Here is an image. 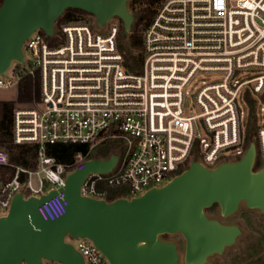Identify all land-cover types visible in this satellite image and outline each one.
I'll use <instances>...</instances> for the list:
<instances>
[{"label":"built area","instance_id":"obj_1","mask_svg":"<svg viewBox=\"0 0 264 264\" xmlns=\"http://www.w3.org/2000/svg\"><path fill=\"white\" fill-rule=\"evenodd\" d=\"M108 24L106 33L82 20L62 25L52 38L35 31L23 44L26 70L15 69L14 86L0 79V89H17L26 75L39 82L37 100L16 104L12 121L15 144L38 145L37 166L17 168L0 185L1 210L17 192L28 197L46 193L48 185L61 188L66 175L81 170L107 140L119 142L116 165L107 174L89 173L82 196L105 199L106 189L124 188L125 198L138 197L164 186L191 160L206 168L238 160L247 132L255 145L254 169L264 167V0H163L142 32L139 73L123 66L117 19ZM199 77L208 81L190 94ZM240 102L248 110L244 125ZM70 143L88 150L66 165L45 153L46 145ZM8 162L0 149V166ZM19 173L27 174L23 184ZM66 206L58 193L38 212L53 221ZM75 240L84 264H108L89 240Z\"/></svg>","mask_w":264,"mask_h":264},{"label":"water","instance_id":"obj_2","mask_svg":"<svg viewBox=\"0 0 264 264\" xmlns=\"http://www.w3.org/2000/svg\"><path fill=\"white\" fill-rule=\"evenodd\" d=\"M129 0H2L0 4V76L13 62L23 64V44L35 31L55 35V22L67 9L85 12L94 25L103 27L112 19L121 22L127 37L135 17ZM256 151L250 142L240 159L206 168L198 161L168 183L138 197L113 201L80 194L89 173H109L117 153L107 159H91L81 170L66 175L64 185L39 196L17 192L4 215H0V264H84L71 240L86 239L108 264H205L221 255L242 235L236 224L222 220L236 213L241 204L264 214V167L254 169ZM1 185V182H0ZM62 193L65 213L43 220L38 208ZM216 205L219 217L206 210ZM182 237V252L165 235Z\"/></svg>","mask_w":264,"mask_h":264},{"label":"trees","instance_id":"obj_3","mask_svg":"<svg viewBox=\"0 0 264 264\" xmlns=\"http://www.w3.org/2000/svg\"><path fill=\"white\" fill-rule=\"evenodd\" d=\"M159 0H129L128 9L135 17L131 31L127 37L122 35L121 22L118 23L116 45L123 56V66L127 72L139 73L142 69V32L149 24L156 11L155 5ZM2 0H0L1 4ZM88 16L83 11L67 9L55 22V33L58 34L60 27L70 22H77ZM57 30V31H56ZM52 44L54 41L49 40ZM39 93V82L37 75L23 76L17 84L16 97L14 100H0V149L8 153V165L0 166V182H10L17 168L33 171L37 166L36 144H15L12 138L13 112L16 104H28L37 100ZM252 136L248 132L245 135L244 147L247 148L252 142ZM120 147L117 140H107L93 149L89 155L94 159H107ZM45 153L53 158L56 163L69 164L73 161L76 153H86L88 146L84 144H53L46 145ZM257 165L255 170L257 169ZM18 180L21 184L27 181V174L19 173ZM126 195L124 188L106 189L105 200L110 202ZM216 205L212 206L215 207ZM211 207V208H212ZM208 210V209H207ZM206 210V211H207ZM165 239V236L162 237Z\"/></svg>","mask_w":264,"mask_h":264},{"label":"rangeland","instance_id":"obj_4","mask_svg":"<svg viewBox=\"0 0 264 264\" xmlns=\"http://www.w3.org/2000/svg\"><path fill=\"white\" fill-rule=\"evenodd\" d=\"M163 0H159L155 8H157ZM94 28L95 31L100 33H106L108 23L103 27L94 25V19L91 16H86L82 19ZM55 27V26H54ZM57 31V30H56ZM28 55L23 52V64L13 62L7 73L0 76L2 81L11 80L16 83L15 69L24 71L27 68ZM207 77L196 78L189 87V93L192 94L202 82H207ZM11 87L9 89H0V100L12 101L16 97V88ZM242 110V124L247 121L248 110L243 102H240ZM29 104H19L17 107H26ZM118 151L116 150L115 153ZM31 185L33 188H38V181L36 177H31ZM52 186L48 185L44 192H47ZM209 217L218 218L219 209L217 206L209 208L205 211ZM6 212L0 209V215H4ZM227 224H236L240 227L242 235L237 239L235 245L228 247L221 255H214L208 258L205 264H264V214H260L256 210H250L243 204L240 205L238 211L230 217L222 220ZM165 240L174 241L179 244L180 252H182L183 240L179 234L165 235ZM74 245H77L78 240L71 241ZM178 264H183L181 261Z\"/></svg>","mask_w":264,"mask_h":264}]
</instances>
